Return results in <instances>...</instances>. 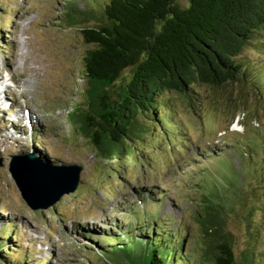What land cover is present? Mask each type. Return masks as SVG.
<instances>
[{"label":"rangeland","instance_id":"obj_1","mask_svg":"<svg viewBox=\"0 0 264 264\" xmlns=\"http://www.w3.org/2000/svg\"><path fill=\"white\" fill-rule=\"evenodd\" d=\"M102 2L0 0V70L7 69L0 75L13 74V82L4 80L10 81L15 99L0 105V264H129L121 251L106 255L103 250L115 248L111 242L120 238L117 234L128 241L153 232L157 237L149 216L156 213L168 228L186 235L183 250L189 258L215 264L204 256L206 237L199 216L203 218L205 193L217 186L227 193L225 222L236 254L248 243L251 221L256 227L254 264H264V27L239 57L262 88L247 78L220 89L197 84L200 106L176 98L174 117H169L179 126L170 139L162 131L151 133L137 143L142 156L136 152L124 159H105L68 114L83 99L86 86L83 58L91 44L82 28L99 20L87 10H99ZM73 3L86 10V16L66 23L65 11ZM14 54L17 62L11 65ZM23 70L29 74L21 76ZM123 74L121 82L130 70ZM227 96L238 108L234 122ZM19 109L22 123L28 120L27 111L35 117L16 138L8 131ZM29 150L48 163L82 165L76 190L48 207H31L9 170L13 155ZM234 183L239 195L232 193ZM138 205L146 208L137 211ZM249 207L250 217L245 212Z\"/></svg>","mask_w":264,"mask_h":264},{"label":"trees","instance_id":"obj_2","mask_svg":"<svg viewBox=\"0 0 264 264\" xmlns=\"http://www.w3.org/2000/svg\"><path fill=\"white\" fill-rule=\"evenodd\" d=\"M78 8L76 3L68 7L66 23L86 16V10ZM87 11L99 20L82 28L91 44L83 58L86 86L83 99L68 114L80 135L105 159H124L136 152L142 156L137 143L151 133L162 131L170 139L179 126L169 117H174L176 98L200 106L197 84L220 89L247 78L262 88L239 57L264 27V0H103L99 10ZM126 69L129 78L121 82ZM225 104L232 108L230 122H234L238 108L230 96ZM234 186L233 195H239L238 183ZM226 194L220 186L205 193L203 218L199 216L206 237L204 256L215 264H254L256 227L247 220L248 243L238 256L225 222ZM250 210L245 209L249 217ZM149 216L157 237L153 232L128 241L117 234L120 238L111 242L115 248L103 253L121 251L129 264L199 263L183 250L186 235L168 228L157 213Z\"/></svg>","mask_w":264,"mask_h":264},{"label":"water","instance_id":"obj_3","mask_svg":"<svg viewBox=\"0 0 264 264\" xmlns=\"http://www.w3.org/2000/svg\"><path fill=\"white\" fill-rule=\"evenodd\" d=\"M3 164L0 160V165ZM81 169L82 165L77 163H48L33 152L13 155L9 163V170L22 196L33 208L53 205L65 193L75 191Z\"/></svg>","mask_w":264,"mask_h":264},{"label":"bare ground","instance_id":"obj_4","mask_svg":"<svg viewBox=\"0 0 264 264\" xmlns=\"http://www.w3.org/2000/svg\"><path fill=\"white\" fill-rule=\"evenodd\" d=\"M16 52H17V50H16ZM14 59H10L11 61H10V63L9 64H13V65H16V54H14ZM26 63V62H25ZM14 67V66H13ZM15 68V67H14ZM29 68H31V67H29ZM22 70V69H21ZM27 70H29V69H27ZM16 71H17V69H16ZM30 71V70H29ZM32 71H33V69H32ZM22 72H24V74L23 73H20V75L22 74V75H25V74H29V72L28 71H22ZM33 73H35V71H33V72H31L30 73V75L31 74H33ZM17 74H18V72H17ZM19 75V76H20ZM21 75V76H22ZM17 76V75H16ZM28 76V75H27ZM25 77V76H24ZM36 77V76H35ZM16 78V77H15ZM8 80H13V74L10 72L9 73V75H8ZM23 80V79H22ZM26 80V79H25ZM2 81H4L5 82V80H4V78L2 77V76H0V83H2ZM17 81V80H16ZM13 82V81H12ZM9 83V84H8ZM8 83H6L5 82V86L4 85H2L3 86V88H2V91L0 92V104H6V105H11L13 102H15V99H11L12 97L10 96L11 95V91H12V88H11V91L9 90V88L11 87V83H10V81L8 82ZM20 83V81H17L16 82V84L14 83V85H16V87L18 86V84ZM21 85V84H20ZM21 87V86H20ZM15 88V87H14ZM26 91V90H25ZM29 91V90H28ZM25 92H22V94H24ZM26 93H28V92H26ZM21 94V95H22ZM26 95V94H25ZM4 96H6L7 98H8V101L6 100H4L3 99V97ZM27 96V95H26ZM17 101H19L18 99H16ZM33 106V105H32ZM33 108H34V106H33ZM32 107H31V110L33 109ZM24 115H23V109H19L18 111H17V113H16V115H15V118H16V120L15 119H11V127L9 128V130L10 131H8V134L9 135H12V136H14V135H16V138H18V137H20L18 134L19 133H21V130L23 129H25L26 130V126H28V125H32V124H34V122L32 123V120H34V117L35 116H33V112H28L27 111V116H28V120H27V122L26 123H22V121H21V119H22V117H23ZM28 129V128H27ZM6 132H7V130H6ZM22 133H23V131H22ZM1 136L3 135V133L2 134H0ZM6 135V134H5ZM6 139H7V137H6ZM29 151H31V152H35V154L40 158V155H38L37 154V152L36 151H34V150H29ZM28 151V152H29ZM52 163H54V162H52ZM19 228V227H18ZM18 232V231H17Z\"/></svg>","mask_w":264,"mask_h":264}]
</instances>
